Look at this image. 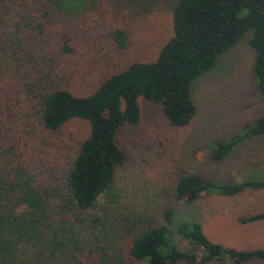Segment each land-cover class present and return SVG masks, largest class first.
<instances>
[{
	"label": "rangeland",
	"instance_id": "obj_1",
	"mask_svg": "<svg viewBox=\"0 0 264 264\" xmlns=\"http://www.w3.org/2000/svg\"><path fill=\"white\" fill-rule=\"evenodd\" d=\"M176 1L92 0L69 17L36 0H0V164L19 163L46 193L60 190L62 174L87 136L88 124L71 119L54 133L42 129L37 116L42 92L54 86L85 97L129 64L153 61L171 37V7ZM116 30L123 33L122 48L112 37ZM13 37L33 49L32 57L40 56L38 66L26 69L12 61L17 47L4 42ZM249 37L246 32L191 82L195 115L187 126H170L160 106L137 99L138 121L121 127L115 136L125 160L115 170L110 191L89 210L62 217L53 213L68 237L62 239L64 257L45 251L44 238L10 236L0 261L142 264L129 257L130 241L146 227L164 224L162 216L169 209L180 221L200 224L211 242L236 250L264 248V220L241 222L264 212V188H244L234 196L211 190L190 204L173 195L181 172L215 185L261 178L262 172L252 168L264 163V133L237 144L219 163L208 154L213 141L240 133L264 113V102L253 91ZM172 240L180 250L188 248L177 236Z\"/></svg>",
	"mask_w": 264,
	"mask_h": 264
},
{
	"label": "trees",
	"instance_id": "obj_2",
	"mask_svg": "<svg viewBox=\"0 0 264 264\" xmlns=\"http://www.w3.org/2000/svg\"><path fill=\"white\" fill-rule=\"evenodd\" d=\"M36 1L69 17H75L92 3V0ZM26 22L28 25L29 21ZM171 30V37L153 61L129 64L106 77L88 96H76L54 86L45 88L37 114L42 129L54 133L69 120L79 119L88 124V134L78 143L67 163L62 188L52 193L40 189L28 168L18 166L21 164H0V251L7 247L10 236L25 241L38 237L44 238L45 251L64 257L62 239L68 241V237L64 236V229L53 213L62 217L68 212L89 210L98 197L110 191L115 170L125 160L115 136L121 127L138 121L137 99L160 106L170 126H187L195 115L189 92L191 82L210 70L217 57L236 45L246 32H250L247 44L254 52L253 91L264 102V0H177L171 7ZM112 37L118 47H124L121 31H114ZM21 40L13 37L4 42L17 47L12 61L23 63L26 69L38 66L40 56L32 57L33 49L22 47ZM64 50L69 49L64 47ZM262 133L264 113L253 124L244 125L240 133L213 141L208 148L209 159L219 163L237 144ZM255 168L257 170L252 168V171L262 172L260 180L224 185L181 172L176 177L174 199L190 204L211 190L219 195L234 196L244 188L263 189L264 163H256ZM162 218L164 224L148 226L131 239L128 255L133 261L142 264H245L251 261L264 264V248L236 250L211 242L200 224L180 221L173 217L170 209ZM261 220H264V212L241 222ZM173 236L184 241L188 248L180 250ZM0 264L13 263L0 261Z\"/></svg>",
	"mask_w": 264,
	"mask_h": 264
}]
</instances>
